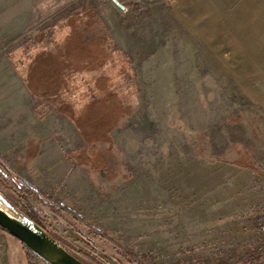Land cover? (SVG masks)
Returning a JSON list of instances; mask_svg holds the SVG:
<instances>
[{"label":"rangeland","instance_id":"374dc122","mask_svg":"<svg viewBox=\"0 0 264 264\" xmlns=\"http://www.w3.org/2000/svg\"><path fill=\"white\" fill-rule=\"evenodd\" d=\"M119 1L126 11L0 0V163L35 191L42 227L87 264H234L264 248V0ZM71 4L116 17L118 59L129 62L119 79L94 72L107 55L97 37L85 44L92 26L32 60ZM80 71L95 78L77 106L64 77ZM26 86L70 121L34 108ZM229 115L240 120L221 125ZM0 194L20 211L16 194ZM28 263L47 264L33 253ZM0 264H27L2 231Z\"/></svg>","mask_w":264,"mask_h":264},{"label":"crops","instance_id":"0c3cea01","mask_svg":"<svg viewBox=\"0 0 264 264\" xmlns=\"http://www.w3.org/2000/svg\"><path fill=\"white\" fill-rule=\"evenodd\" d=\"M71 5H70L71 7L68 8L69 12H63V14H65V17L63 19L64 20V26L62 29H60V31H54V29L50 28L48 31L42 30L39 34V38L36 37L37 39L40 40V44H38V46H37L39 48V51L36 50V53L34 54L33 57H35V56H37V57H35V59H32V60L33 61L39 60L40 57L43 56V54H45L48 57L52 56V53L54 52L53 49H54L55 44L62 46V48L65 47L66 43H68L69 40L73 39L72 36H75L77 33H79V31H84V29H82L81 27H80V30H78L79 29L77 27L78 25H84L83 28H85V29L87 28V26L88 27L92 26L93 30L100 31L99 36H96V35L94 36V34H91V37L89 39H87V40L85 39L87 41V42H85L86 45L88 44L89 40L92 37H97V40L99 41V43L102 44L101 45L102 49L105 50L106 48H108V50H110V52L112 53L111 57L119 58L120 53H121L120 52L121 47H120L119 43L117 42L119 37H118L117 31L115 30L116 17H114V18L113 17L107 18V16L105 17L103 12H98V8L96 6H93L89 12H73V10H72L73 4H71ZM128 13L130 14V12H128ZM113 14H114V12H113ZM115 16H117V12L115 13ZM95 19H97V20H95ZM93 26H95V27L93 28ZM103 37L106 38V43L104 45H103V41H102ZM107 40H108V42H107ZM41 52H44V53H41ZM104 55H105V53H104ZM51 59H53V58H51ZM57 63H58V61H57ZM86 63H89V62L87 61ZM108 63H110V62H108ZM110 66H111V64H110ZM64 67H65L64 71L70 70V68L67 69L66 66H64ZM108 68H109V64L107 65V67L104 68V70L108 69ZM108 74H110V73L107 72V76L109 77V80L114 79V77L112 75H108ZM94 78H95L94 74H91V75L84 74L83 71L76 72V74L73 75L71 78L64 77V82H65L64 88H66V82H72L73 81L75 83L74 86L70 85V90H71L70 91V93H71L70 97L72 100L71 103L76 104L77 106L80 105L81 99H80V95H78L79 88L85 89V91L89 92V93L93 91L92 87L94 86V81H93ZM92 81H93V83H92ZM23 83H24V81H23ZM24 85H25V83H24ZM26 88H27V86H26ZM27 90H28L31 98L33 99L32 103H33L34 108L48 110V113H51V114L54 113V114L59 115L60 117H62L65 120H69L66 115H64L62 113H58L57 111L52 109L50 106H48V104H46L47 100L44 99L46 97V95H42L40 98H36L34 95H32L30 93L28 88H27Z\"/></svg>","mask_w":264,"mask_h":264},{"label":"water","instance_id":"95a60500","mask_svg":"<svg viewBox=\"0 0 264 264\" xmlns=\"http://www.w3.org/2000/svg\"><path fill=\"white\" fill-rule=\"evenodd\" d=\"M119 9L126 7L119 0H111ZM0 228L6 230L24 247L47 264H87L67 250L59 240L46 232L45 228L23 215L0 194Z\"/></svg>","mask_w":264,"mask_h":264},{"label":"trees","instance_id":"16d2710c","mask_svg":"<svg viewBox=\"0 0 264 264\" xmlns=\"http://www.w3.org/2000/svg\"><path fill=\"white\" fill-rule=\"evenodd\" d=\"M86 9H89L86 7ZM95 16V15H94ZM50 29V28H49ZM91 34H94V36H99L100 35V31L98 30H92V32H90L89 34H87V36L85 37V39H89L91 37ZM34 39V38H33ZM105 55H107L106 59L104 60V63L103 65H101L100 68H98L97 70H95L94 72L99 74L102 70V67H107V65L109 64V67H111V69L113 68L114 64L111 63V61L115 62L116 65H115V69H110L108 75H114V77H116L117 79H119L121 77V73L119 74V69L118 67L119 66H124V65H127V63L129 64L127 58H123V63L121 64L122 60L119 62V59L118 58H113L111 57L112 53L110 52V50H108V48L105 49ZM123 56V54H121ZM125 57V56H123ZM110 58V63H108V60ZM125 62V63H124ZM111 64V66H110ZM83 73H85V71H83ZM88 73V72H87ZM112 75V76H113ZM120 76V77H119ZM116 79V81H117ZM90 100V98H89ZM245 101L241 100V104H244ZM90 120V119H89ZM240 118H237V119H234L233 118V115H229L225 120H222L220 122L221 125H226V124H229V123H232V122H235V121H239ZM85 121V120H84ZM72 122V121H71ZM74 122V121H73ZM220 126V125H219ZM212 135V132H206V133H202L199 135V138L198 140L200 142H203V143H206V141L209 140V138L211 137ZM118 154L120 155V153L118 152ZM202 157H204V155H202ZM212 162H224V161H227L225 158H221V157H217L213 160H211ZM0 167L3 169V171L6 173L5 176L0 172V186L2 187H5L7 188L9 191L13 192L14 194L17 195L18 197V208L20 210V212L25 215L26 217H28L29 219L33 220L36 224L42 226L43 225V219L40 217L39 213L32 208V206L30 205L29 203V198L30 197H34L36 195L35 191L31 188V187H28L26 185H17L15 184V182H13L11 180V176H10V172L8 171V169L2 165L0 163ZM117 169L118 171H122V164H121V161L118 162L117 164ZM108 173V172H107ZM119 174V173H118ZM62 211H65L71 215L74 216L73 212L68 209V208H60ZM46 232L49 233L53 238L54 235L52 234V232L49 230V229H46ZM0 231L8 234L9 236H11L6 230L0 228ZM93 238H100V237H103V235L97 231H94V230H90L89 232ZM12 237V236H11ZM14 238V237H12ZM90 244V243H89ZM22 245V244H21ZM23 246V245H22ZM23 249L24 251L26 252V256H27V264H29L28 262H30V257L32 255V253L30 252V250H28L26 247L23 246ZM122 255L127 258V259H130V261H132L131 259L135 260V258H137L138 256L136 254H134L133 252H130V251H122L121 252ZM74 255V254H73ZM75 256V255H74ZM264 260V248L263 249H259L257 250L254 254L246 257V258H243L241 259L240 261L234 263V264H259L261 261ZM224 264H227V263H224Z\"/></svg>","mask_w":264,"mask_h":264}]
</instances>
